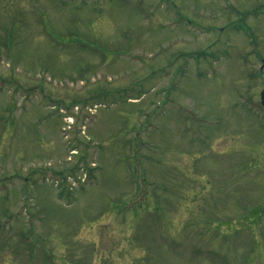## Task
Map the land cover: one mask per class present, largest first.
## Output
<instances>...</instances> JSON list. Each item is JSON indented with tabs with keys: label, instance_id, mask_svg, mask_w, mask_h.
I'll return each instance as SVG.
<instances>
[{
	"label": "rangeland",
	"instance_id": "1",
	"mask_svg": "<svg viewBox=\"0 0 264 264\" xmlns=\"http://www.w3.org/2000/svg\"><path fill=\"white\" fill-rule=\"evenodd\" d=\"M262 11L0 0V264H264Z\"/></svg>",
	"mask_w": 264,
	"mask_h": 264
},
{
	"label": "water",
	"instance_id": "2",
	"mask_svg": "<svg viewBox=\"0 0 264 264\" xmlns=\"http://www.w3.org/2000/svg\"><path fill=\"white\" fill-rule=\"evenodd\" d=\"M259 98H260V106L264 109V88L260 90Z\"/></svg>",
	"mask_w": 264,
	"mask_h": 264
},
{
	"label": "trees",
	"instance_id": "3",
	"mask_svg": "<svg viewBox=\"0 0 264 264\" xmlns=\"http://www.w3.org/2000/svg\"><path fill=\"white\" fill-rule=\"evenodd\" d=\"M262 12H264V11H262ZM244 30H247V29L244 27Z\"/></svg>",
	"mask_w": 264,
	"mask_h": 264
}]
</instances>
